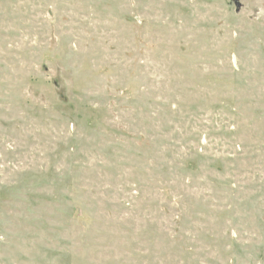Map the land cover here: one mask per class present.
<instances>
[{
  "label": "rangeland",
  "instance_id": "1",
  "mask_svg": "<svg viewBox=\"0 0 264 264\" xmlns=\"http://www.w3.org/2000/svg\"><path fill=\"white\" fill-rule=\"evenodd\" d=\"M0 264H264V0H0Z\"/></svg>",
  "mask_w": 264,
  "mask_h": 264
},
{
  "label": "water",
  "instance_id": "2",
  "mask_svg": "<svg viewBox=\"0 0 264 264\" xmlns=\"http://www.w3.org/2000/svg\"><path fill=\"white\" fill-rule=\"evenodd\" d=\"M233 1L238 8L241 7V0H233Z\"/></svg>",
  "mask_w": 264,
  "mask_h": 264
}]
</instances>
